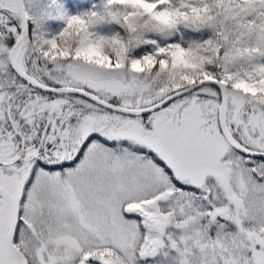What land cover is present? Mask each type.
Instances as JSON below:
<instances>
[{"label": "snow or ice", "instance_id": "obj_1", "mask_svg": "<svg viewBox=\"0 0 264 264\" xmlns=\"http://www.w3.org/2000/svg\"><path fill=\"white\" fill-rule=\"evenodd\" d=\"M0 264H264V0H0Z\"/></svg>", "mask_w": 264, "mask_h": 264}]
</instances>
